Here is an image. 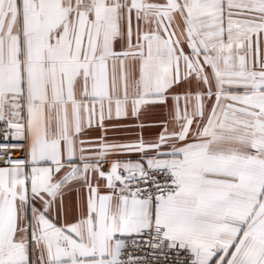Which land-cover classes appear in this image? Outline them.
<instances>
[{
	"label": "snow or ice",
	"instance_id": "1",
	"mask_svg": "<svg viewBox=\"0 0 264 264\" xmlns=\"http://www.w3.org/2000/svg\"><path fill=\"white\" fill-rule=\"evenodd\" d=\"M264 264V0H0V264Z\"/></svg>",
	"mask_w": 264,
	"mask_h": 264
},
{
	"label": "built area",
	"instance_id": "2",
	"mask_svg": "<svg viewBox=\"0 0 264 264\" xmlns=\"http://www.w3.org/2000/svg\"><path fill=\"white\" fill-rule=\"evenodd\" d=\"M153 264H156V261L155 260H153ZM160 264H163V259L162 258H161Z\"/></svg>",
	"mask_w": 264,
	"mask_h": 264
}]
</instances>
